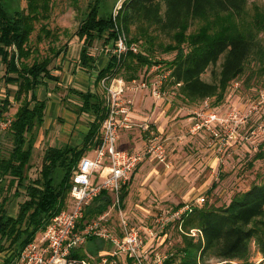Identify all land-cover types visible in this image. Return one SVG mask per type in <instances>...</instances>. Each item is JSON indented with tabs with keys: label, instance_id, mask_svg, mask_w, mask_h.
Listing matches in <instances>:
<instances>
[{
	"label": "trees",
	"instance_id": "obj_1",
	"mask_svg": "<svg viewBox=\"0 0 264 264\" xmlns=\"http://www.w3.org/2000/svg\"><path fill=\"white\" fill-rule=\"evenodd\" d=\"M105 1L91 0L74 31L82 40L76 65L85 70L95 66V55L89 49L96 39H101L104 46L114 43L115 24L128 35L129 41H139L142 49L129 50L119 57L110 53L105 64L97 69L96 83L106 74L123 71H129L126 80L132 79L143 65L160 63L169 69L170 81L177 85L179 97L188 101L212 97L214 102H220L229 85L247 67L250 66L244 79L246 86L252 84L251 78L255 81L257 76L264 75V3L122 0L113 14ZM53 5L54 0H0V82L4 86L0 122L8 119L13 100L18 101L8 123L0 128V252L4 256L0 264H14L21 248L56 212L71 203L73 168L80 157L99 144L101 122L107 115L101 85L100 90L67 86L60 101L78 115L88 117L86 130L79 143L47 144L35 176L28 174L47 107L45 97H39V89L48 80H53L55 91L60 89V77L52 70L59 68L55 60L67 48L49 43V52H40L39 44L58 38L47 24ZM154 46L175 54L170 60L155 59ZM208 68L211 80L201 77ZM68 94L77 101L68 100ZM262 156L264 153L258 151L253 159ZM128 182H123L119 190L121 204ZM13 198H17V210L11 215L7 206ZM110 203V193L101 189L84 206L78 226L102 213ZM181 226L180 245L161 264H173L176 256L178 264H211L208 260L212 258L217 259L216 264L231 260L236 264H264V176L235 193L226 205H193L182 215ZM192 227L201 231L197 238L187 233ZM82 246L84 250L75 247L69 255L81 258L88 252L98 258V251L107 250L110 243L89 235ZM253 251L261 255L257 262L251 260Z\"/></svg>",
	"mask_w": 264,
	"mask_h": 264
},
{
	"label": "rangeland",
	"instance_id": "obj_2",
	"mask_svg": "<svg viewBox=\"0 0 264 264\" xmlns=\"http://www.w3.org/2000/svg\"><path fill=\"white\" fill-rule=\"evenodd\" d=\"M90 1L54 0L47 24L56 31L58 38L51 42L45 40L39 44L41 53L49 52V43L54 47L69 46L71 49L67 58L75 60V68L78 70L90 73L88 85L82 83L81 79L72 80L67 77L66 81L58 82L61 87L55 91L53 83H49L46 91L55 92L59 99L67 86L77 89L88 86L90 89L100 90L103 76L97 83L95 82L97 69L105 64L110 53L116 54L117 57L125 53L117 55V52H113V43L111 45L106 43L104 46L101 39H96L89 49L95 55V66L85 70L76 65L82 40L78 39L74 31ZM121 1L106 0V7L112 8L115 14ZM251 1L264 3V0H249V5ZM23 3L24 1H21L22 5ZM124 35L126 52L129 50L137 52L142 49L139 41H129L125 32ZM162 39L163 37L161 41ZM132 45L136 46L135 49L130 48ZM174 54L175 51L164 52L159 46H154L155 59L170 60ZM56 64L59 68L52 72L60 75L63 69L58 62ZM249 68L250 66L247 67L248 70ZM165 69L163 64L154 63L149 67L143 65L137 71V76L132 79H125L129 71L110 75L121 77L125 82L126 86L124 85L120 97L130 119L128 127L118 129L117 146L129 151H138L141 159L125 180L129 182L123 203L113 204L111 193L112 203L104 211L106 214L102 222L118 236L124 232V223L126 228L138 230L143 264H154L158 256L163 257L175 252L180 245L182 217L176 218L170 214L176 207L187 203L191 206L203 203L226 205L235 193L248 188L253 181L258 180V177L264 176V156L253 159L256 152L264 153V104L257 99L258 92L264 90V75L257 76L259 79L255 81L251 78L252 84L246 86L244 79L249 73L246 70L229 85L224 99L220 102H214L212 97L188 101L177 95V85L171 83L170 72L166 76L161 74ZM0 70L2 71V68ZM66 71L68 72V69ZM201 77L211 80L210 69H206ZM72 82L76 86H73ZM40 89H43L42 85ZM3 94L4 86L0 82V95ZM67 97L72 103L77 101L74 95ZM17 105L18 101L13 100L7 118L11 117ZM61 105L71 110L66 105L62 103ZM71 111L80 124H86L88 117L85 114L78 115ZM210 112H215L221 117H229V113L233 112L235 118L229 120L237 123L234 133L228 136L217 122H211L208 126L203 124L194 130L193 123L197 118L193 116L201 113L204 118ZM58 118L59 115L50 123L46 120L38 132L31 160L32 167L28 171L31 177L35 176L43 148L47 144L69 142L58 137L60 130ZM213 131H219L218 135ZM92 153L93 151H89L88 155ZM201 196L204 199L198 202L197 197ZM187 233L197 238L198 228L192 227ZM82 245L79 248L84 250L85 246ZM110 247L111 245L108 250H99L97 254L107 255L106 264H137L133 257L123 252L109 256L107 253L112 248ZM86 254V257L90 256L92 264L97 262L96 255L88 252ZM3 257H0V263ZM260 259L261 255L253 251L251 260L257 262ZM178 260L176 256L173 264H178ZM216 260L212 258L208 262L216 264ZM225 264H236V261L231 260Z\"/></svg>",
	"mask_w": 264,
	"mask_h": 264
},
{
	"label": "built area",
	"instance_id": "obj_3",
	"mask_svg": "<svg viewBox=\"0 0 264 264\" xmlns=\"http://www.w3.org/2000/svg\"><path fill=\"white\" fill-rule=\"evenodd\" d=\"M114 26L116 36L113 52L120 55L121 52L127 50L126 39L123 30L117 24ZM135 47L132 45L130 48L135 49ZM169 72V69H165L161 74L166 76ZM101 83L107 105V115L101 122V140L93 148V153L80 157L76 167L73 168L69 191L71 203L56 212L44 227L35 234L34 238L21 248L14 259V264H92L90 256L79 258L69 255L71 249L81 246L89 235L109 241L112 247L107 253L109 256L123 252L133 257L137 264H143L140 252L141 239L137 229H128L124 223V232L121 236L112 233L102 222L106 214L105 210L97 215L98 217L95 216L85 221L82 227L77 224L78 219L83 214L84 206L101 189H106L110 195L113 194V204H120L118 192L121 183L125 182L141 159V154L138 151H129L117 146L118 129L130 125L127 108L122 104L120 97L125 82L121 77L104 75L101 78ZM257 99L258 102L264 104V90L258 92ZM228 116L221 117L215 112H210L207 117L203 118V114L198 113L193 116L197 118L194 120L193 129L197 130L196 128L203 124L208 126L211 122H217L221 126V130L231 136L237 123L229 120V118H235L233 112H230ZM8 120L9 118L1 121L0 128L4 127ZM213 133L218 135L219 131H213ZM203 199V196L197 197L198 202ZM191 207L188 203L180 205L170 214L180 218L184 213L191 210ZM192 232L194 233V229ZM198 235H201L199 229ZM106 256L99 255L98 258H95L97 259L95 264H106L108 262ZM165 256H158L154 264H161Z\"/></svg>",
	"mask_w": 264,
	"mask_h": 264
},
{
	"label": "crops",
	"instance_id": "obj_4",
	"mask_svg": "<svg viewBox=\"0 0 264 264\" xmlns=\"http://www.w3.org/2000/svg\"><path fill=\"white\" fill-rule=\"evenodd\" d=\"M70 49L71 48L68 46L66 48V53L63 55L60 54L56 59V62L60 64V68L63 69L61 74L59 75L60 80L66 81L67 77L69 79L72 78V80H76L78 78L81 79L82 83H86L88 85L87 81L89 80L88 78L90 77V73L75 68V60H70L67 56L70 53ZM69 68L71 71L69 70ZM66 69H68V72L66 71ZM94 70L95 69H93V71ZM79 72H81L82 74ZM49 83H53V80H48L46 86H48ZM46 86H44L43 89H39V97H46L47 100L44 123L46 120H48L49 123L53 122L57 115H59L58 119H60V130L58 132V137H60L64 141L68 140L72 144L80 141V137L86 130V124H80V122H78V119L76 118V115L71 110L64 108L61 105V101L55 92H51L48 90L46 91ZM73 86H76L75 83H73ZM16 210L17 199L13 198L7 206V212L11 215H14L16 213ZM2 254L3 252H0V257L3 256Z\"/></svg>",
	"mask_w": 264,
	"mask_h": 264
}]
</instances>
